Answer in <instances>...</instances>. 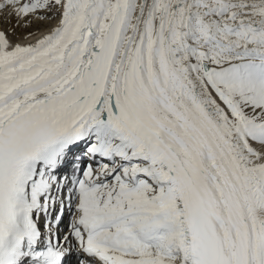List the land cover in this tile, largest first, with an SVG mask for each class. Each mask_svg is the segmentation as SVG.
<instances>
[{
  "label": "snow or ice",
  "instance_id": "6c2138e0",
  "mask_svg": "<svg viewBox=\"0 0 264 264\" xmlns=\"http://www.w3.org/2000/svg\"><path fill=\"white\" fill-rule=\"evenodd\" d=\"M0 16V264H264V0Z\"/></svg>",
  "mask_w": 264,
  "mask_h": 264
},
{
  "label": "rangeland",
  "instance_id": "374dc122",
  "mask_svg": "<svg viewBox=\"0 0 264 264\" xmlns=\"http://www.w3.org/2000/svg\"><path fill=\"white\" fill-rule=\"evenodd\" d=\"M4 20L0 18V27L2 26L3 28H8L12 27L11 31H8L10 33V36H20V35H32L37 33L38 31L42 30L45 27H49L52 22L55 20L51 21H38L33 18H29L31 20V23L25 27L24 24L27 23L26 21H17L15 17L11 16H4ZM14 21V22H13ZM19 25V26H17ZM1 27V28H2Z\"/></svg>",
  "mask_w": 264,
  "mask_h": 264
},
{
  "label": "bare ground",
  "instance_id": "6f19581e",
  "mask_svg": "<svg viewBox=\"0 0 264 264\" xmlns=\"http://www.w3.org/2000/svg\"><path fill=\"white\" fill-rule=\"evenodd\" d=\"M0 18H1L2 20L5 19L4 16H0ZM13 22H14V21H13ZM55 23H56V21L52 22V24H51L49 27H45V28H43L42 30L38 31V32L35 33V34H32V35L30 34V35H27V36H26V35H20V36H18V35H17V36H10V35H9V39H10V41H12L13 43H21V44H24V45L34 43L36 40L42 38L43 35L47 34L48 31H49L52 27H54ZM1 27H2V26H1ZM1 27H0V28H1ZM2 29L8 32V31H11L12 27H8V28H3V27H2ZM9 34H10V33H9ZM25 37H27V38L25 39Z\"/></svg>",
  "mask_w": 264,
  "mask_h": 264
}]
</instances>
